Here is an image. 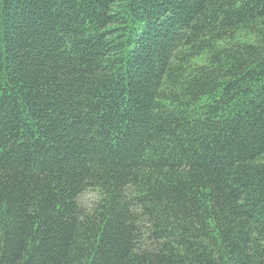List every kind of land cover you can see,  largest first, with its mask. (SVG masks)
Here are the masks:
<instances>
[{"label":"trees","instance_id":"obj_1","mask_svg":"<svg viewBox=\"0 0 264 264\" xmlns=\"http://www.w3.org/2000/svg\"><path fill=\"white\" fill-rule=\"evenodd\" d=\"M0 264H264V0H0Z\"/></svg>","mask_w":264,"mask_h":264},{"label":"rangeland","instance_id":"obj_2","mask_svg":"<svg viewBox=\"0 0 264 264\" xmlns=\"http://www.w3.org/2000/svg\"><path fill=\"white\" fill-rule=\"evenodd\" d=\"M95 196H96V192L86 191L82 194V201L88 202L89 200H93Z\"/></svg>","mask_w":264,"mask_h":264}]
</instances>
